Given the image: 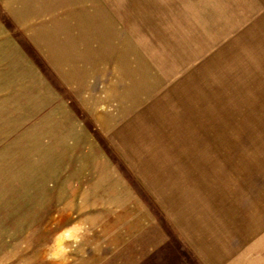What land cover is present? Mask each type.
I'll list each match as a JSON object with an SVG mask.
<instances>
[{"label": "rangeland", "instance_id": "obj_1", "mask_svg": "<svg viewBox=\"0 0 264 264\" xmlns=\"http://www.w3.org/2000/svg\"><path fill=\"white\" fill-rule=\"evenodd\" d=\"M6 1L0 264H264V0Z\"/></svg>", "mask_w": 264, "mask_h": 264}, {"label": "crops", "instance_id": "obj_2", "mask_svg": "<svg viewBox=\"0 0 264 264\" xmlns=\"http://www.w3.org/2000/svg\"><path fill=\"white\" fill-rule=\"evenodd\" d=\"M31 2V0H7L6 1V4L7 5H9V6H11V8L13 9V11L15 12H17V13H22V12H24V13H27V12H30V14H33V15H30L31 16V18H34V19H36V18H38V16H39V14L40 13H44L45 11H51V12H55V13H53L50 17L51 18H49L50 19V21H47V22H53V21H55V20H57L58 18H59V15H57L56 14V12H58L56 9L55 10H53L52 11V7L49 9H47V10H45V11H43L45 8L44 7H42V9H35L34 7L35 6H39L38 4H41V3H39L37 0H35L33 3H30ZM37 4V5H36ZM43 4H46V3H43ZM31 7V9H29L28 7ZM62 5H60V7H61ZM61 8H63V9H66V6L64 5L63 7H61ZM41 11V12H40ZM46 12V13H47ZM65 14V17H64V15H63V17H64V19H65V21L68 19L67 17H68V13H67V11L64 13ZM28 17H26V19H27ZM34 22V21H33ZM43 25V24H42ZM47 26V25H46ZM62 26H65L64 24L62 25ZM50 27V26H49ZM51 28V27H50ZM48 34H52V31L51 32H48ZM131 206V205H130ZM140 208H141V205L139 204L138 205V207H137V209H136V213L137 212H139L140 211ZM130 211L131 212H133V210H132V208L130 209ZM115 215V214H114ZM135 218H137V217H135ZM135 223V222H134ZM136 225H138L139 223H135ZM138 226H140V224L138 225ZM137 226V227H138ZM136 227V228H137ZM130 243V246H131V252H136V245L131 241V242H129ZM132 247H133V249H132ZM86 248V247H85ZM91 250V249H90ZM94 251H97L96 249H93ZM91 252H92V250H91Z\"/></svg>", "mask_w": 264, "mask_h": 264}]
</instances>
